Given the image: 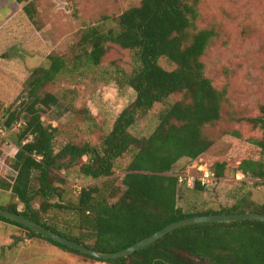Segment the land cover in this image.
Wrapping results in <instances>:
<instances>
[{
  "label": "trees",
  "instance_id": "obj_1",
  "mask_svg": "<svg viewBox=\"0 0 264 264\" xmlns=\"http://www.w3.org/2000/svg\"><path fill=\"white\" fill-rule=\"evenodd\" d=\"M14 2L36 25L35 0ZM199 2L140 0L115 18V28L91 26L83 31L73 68L68 67L64 57L49 55L46 66L32 71L19 106L3 108L0 114L7 133L13 125L20 126L13 160L8 163L7 157L3 165L15 176L11 182L0 178V187L9 189L13 200L2 208L102 252L129 247L186 217L246 211L264 214V203L250 201L248 195L219 210L178 205L180 188L187 187L179 184L174 166L183 158L194 161L211 148L214 140L202 129L221 119L227 98L226 90L216 88L206 75L203 56L220 36V30L216 24L203 28L196 25ZM109 44L132 52L131 70L116 71V80L119 87L133 89V101L119 112L98 144L68 141L56 148L57 129L45 125L41 118L46 115L58 120L65 108L45 87L64 71L99 66ZM162 58L174 68L161 66ZM178 94L180 99L168 101ZM156 103L163 107L157 113L153 131L148 136L133 135L130 129ZM260 110L261 116L248 121L262 130L261 136L243 138L234 131L232 156L241 158L238 169L256 178V185L264 190V105ZM5 148L12 150L14 146ZM126 154L130 155L126 173L112 179L116 162ZM85 156L89 161L82 162ZM76 166L84 176L104 180L82 187L75 202H63L65 178L61 174ZM213 169L211 182L224 176L226 162L214 163ZM208 184L197 178L187 189L201 192ZM58 213L71 218L61 219ZM0 221L21 228L31 238L38 237L64 251L106 264H194L197 259L207 264H264V222L259 220L181 226L127 257L110 260L82 254L4 217L0 216Z\"/></svg>",
  "mask_w": 264,
  "mask_h": 264
},
{
  "label": "rangeland",
  "instance_id": "obj_2",
  "mask_svg": "<svg viewBox=\"0 0 264 264\" xmlns=\"http://www.w3.org/2000/svg\"><path fill=\"white\" fill-rule=\"evenodd\" d=\"M37 24H33L14 2L0 0V114L3 108H16L25 97V84L32 71L46 66L49 55L62 56L68 67H74L77 43L86 28L102 26L104 30L115 28V18L124 10L137 5L140 0H35ZM199 28L217 25L220 36L206 50L203 61L206 75L218 89L226 90V101L222 105L221 119L203 127L202 131L214 140L211 148L194 161L183 158L174 166L178 175L200 176L194 165L214 171L216 162H226L224 176L214 180L204 191L194 192L181 187L178 205L202 210H219L232 205L236 198L248 195L257 204L264 203V190L256 185L250 174L244 177L238 166L241 158L232 156L234 131L243 138L260 137L262 130L254 127L250 118L261 116L264 105V0H200ZM76 50V51H77ZM159 63L166 69L174 65L165 59ZM79 65V64H78ZM133 65L132 52L109 44L107 53L97 67H81L62 72L45 87L55 94L65 112L58 120L42 116L45 125L56 127L55 147L65 142H89L98 144L106 135L116 116L135 97L130 87H119L116 71L129 72ZM172 95L169 102L180 99ZM163 107L156 103L148 114L134 125L130 132L137 136H148L157 125V113ZM20 126L13 125L7 133L15 145L12 150H0V159L8 157L11 163L17 149V132ZM10 155V156H9ZM130 160L126 154L114 168L112 179L126 173ZM5 161V160H4ZM89 161L84 157L82 162ZM6 162V163H7ZM0 166H3L0 162ZM73 167L61 175L63 202H75L82 187L100 184ZM0 169V178L10 182L15 172L9 167ZM236 175L239 176L237 179ZM13 197L9 189L0 187V207L7 205ZM22 209V205L19 206ZM61 219L71 218L58 213ZM0 264H106L103 261L86 259L38 237H30L21 228L0 221ZM194 264H207L196 260Z\"/></svg>",
  "mask_w": 264,
  "mask_h": 264
},
{
  "label": "water",
  "instance_id": "obj_3",
  "mask_svg": "<svg viewBox=\"0 0 264 264\" xmlns=\"http://www.w3.org/2000/svg\"><path fill=\"white\" fill-rule=\"evenodd\" d=\"M24 119H27V115L24 116ZM203 168L202 166L199 167ZM0 216L4 217L8 220L14 221L18 224H21L29 229L37 232L43 237H46L54 242H57L61 245H64L68 248L74 249L82 254L92 256L99 260H110V259H118L122 257H127L133 254L140 249L145 248L146 246L152 244L157 241L170 231L186 225L199 224V223H210V222H233L240 220H259L264 222V214L254 211H246L243 213H217V214H208V215H196L192 217H186L174 222L169 223L162 229L152 233L151 235L139 240L138 242L121 249L115 252H102L91 249L81 243L73 241L59 233L49 230L48 228L38 224L31 219L26 218L25 216L10 211L8 209L0 207Z\"/></svg>",
  "mask_w": 264,
  "mask_h": 264
},
{
  "label": "built area",
  "instance_id": "obj_4",
  "mask_svg": "<svg viewBox=\"0 0 264 264\" xmlns=\"http://www.w3.org/2000/svg\"><path fill=\"white\" fill-rule=\"evenodd\" d=\"M11 144H13V143L9 140V138L7 136V130H6L5 126H3L2 122L0 121V149L3 148V147H7V146H9ZM13 146L15 147L14 144H13ZM4 160L5 159H0V162H1L2 165L5 164ZM7 167L8 166H6L4 168L3 166H0V169L2 168V170H3V173L1 172V174H4V169L6 170ZM194 167L198 168L197 165H194ZM238 173H240L242 175V177L245 176V173H243L242 171H239ZM197 178L201 182L208 184V183L211 182L212 179H214V174H213V172H211L208 169L200 171V176L192 175V174H187V175L182 174V175H178V182H179L180 185H184L187 188H192L193 185H194V181ZM236 178L237 179H242V178H239V176H237V175H236Z\"/></svg>",
  "mask_w": 264,
  "mask_h": 264
}]
</instances>
